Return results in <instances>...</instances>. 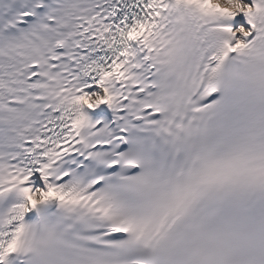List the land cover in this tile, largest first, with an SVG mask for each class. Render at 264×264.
Instances as JSON below:
<instances>
[{
    "label": "snow or ice",
    "instance_id": "6c2138e0",
    "mask_svg": "<svg viewBox=\"0 0 264 264\" xmlns=\"http://www.w3.org/2000/svg\"><path fill=\"white\" fill-rule=\"evenodd\" d=\"M0 264H264V0H0Z\"/></svg>",
    "mask_w": 264,
    "mask_h": 264
}]
</instances>
